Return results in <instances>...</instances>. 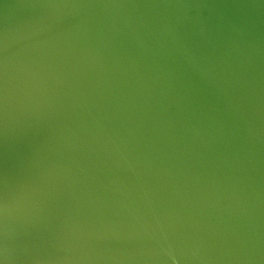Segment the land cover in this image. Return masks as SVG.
<instances>
[{
  "label": "water",
  "instance_id": "1",
  "mask_svg": "<svg viewBox=\"0 0 264 264\" xmlns=\"http://www.w3.org/2000/svg\"><path fill=\"white\" fill-rule=\"evenodd\" d=\"M0 264H264V0H0Z\"/></svg>",
  "mask_w": 264,
  "mask_h": 264
}]
</instances>
